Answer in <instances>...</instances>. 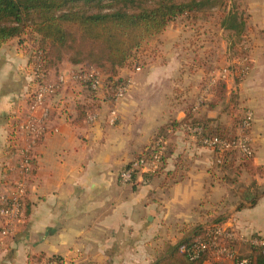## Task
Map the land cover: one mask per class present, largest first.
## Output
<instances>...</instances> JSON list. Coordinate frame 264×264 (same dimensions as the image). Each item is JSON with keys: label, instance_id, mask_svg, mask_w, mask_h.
Returning <instances> with one entry per match:
<instances>
[{"label": "crops", "instance_id": "crops-1", "mask_svg": "<svg viewBox=\"0 0 264 264\" xmlns=\"http://www.w3.org/2000/svg\"><path fill=\"white\" fill-rule=\"evenodd\" d=\"M244 1L255 36L264 39V0ZM154 52L144 51L150 58L139 71L118 69V77L127 76V89L115 104L102 93L97 99L82 96L85 91L70 80L80 66L47 71L49 79L62 75L65 84L47 99L48 115L32 142L19 129L33 87L30 57L17 38L0 46V193H9L18 179L20 151L28 148L31 158L24 211L9 234L0 235V264H36L52 257L64 264H152L164 249L160 243L174 244L192 228L211 224V210L237 232L264 239V174L240 168L228 179L230 171L216 164L212 151L183 127L168 126L180 122L190 105L218 122L219 111L201 106L202 96L198 103L178 100L175 51ZM255 72L239 88L253 112L252 162L264 169V80L255 81ZM200 89L192 85L189 94ZM82 105L88 107L80 119ZM88 112H96L94 122H87ZM164 127L170 151L165 170L147 184L119 185L118 172ZM245 176L253 187L241 181ZM245 248L243 256L250 255Z\"/></svg>", "mask_w": 264, "mask_h": 264}, {"label": "trees", "instance_id": "trees-1", "mask_svg": "<svg viewBox=\"0 0 264 264\" xmlns=\"http://www.w3.org/2000/svg\"><path fill=\"white\" fill-rule=\"evenodd\" d=\"M208 2L212 0H0V46L12 39H21L25 28L31 26L38 36L35 42V52L40 55L38 63L45 71L54 69L55 63L62 60L60 56L52 59L58 55L55 51L61 48L72 51L67 62L73 67L85 66L98 70L95 67L108 66L110 74H106L107 77L103 79V98L108 100L118 87L126 84L125 78L117 76L116 69L127 67L132 54L147 41L160 35L173 19L200 12ZM211 6H215V3H211ZM224 92V82L217 81L209 91L210 99L200 105L208 111L215 110L223 101ZM91 94L93 99H97L95 93ZM87 107H79L80 119L85 118ZM184 112L185 116L180 122L172 121L168 125L171 129L199 126L205 136L227 140L234 138V131H227L216 119L193 111L191 105ZM165 130L166 127L158 132L143 154L150 151L157 137H166ZM169 152L167 146L160 169L154 174H143L144 180L149 183L165 170ZM229 155L222 154L223 170L232 172L241 168L252 175L264 174L262 167L253 165L252 157L240 158L239 165L235 167L233 161H229ZM261 193L264 195V190ZM255 201L253 198L250 204L254 205ZM211 223L221 224L224 220ZM203 236L204 228L196 226L191 237L178 241L171 247L168 256L152 264H203V254L191 259L188 253L179 250L181 245L190 249ZM251 252L249 256L254 264L264 262L258 250L251 249Z\"/></svg>", "mask_w": 264, "mask_h": 264}, {"label": "rangeland", "instance_id": "rangeland-1", "mask_svg": "<svg viewBox=\"0 0 264 264\" xmlns=\"http://www.w3.org/2000/svg\"><path fill=\"white\" fill-rule=\"evenodd\" d=\"M211 3H215V6H211ZM245 4L244 0H212L200 12L173 19L160 35L147 41L140 50L132 54V60H130L127 67L132 70L135 67L146 65L150 57L143 56L144 51L151 50L154 52V50H158L160 53H164V49L175 51V56L179 60L176 59L174 64L180 63L173 90L175 97L178 100L183 99V101L188 98L189 100L194 99V103H198L202 96L203 99L199 101L202 104L206 101V95L209 94L212 87L211 81H215L213 85L217 81L224 82L225 96L217 107L219 121L224 129L235 132L243 111L248 106L251 107L248 96L243 94L239 85H244L246 82L248 85L250 83L249 77L255 69L253 79L255 81L264 80V39L255 36L254 27L250 23ZM18 40L27 49L31 64L34 65L38 57L37 52H35V42L38 40V36L31 30V26L25 28L21 39ZM55 52H58V55L56 54L52 59L55 60L57 56H60L62 60L56 62L54 68L62 64H68V55L72 53L70 49L61 48ZM158 63H165V60L160 59ZM83 68L86 67H79V70ZM95 68L102 72L103 79L110 74L108 66L106 68ZM117 73L118 70L116 69ZM122 77L127 78L126 74ZM73 84L85 91V95L82 94L83 97L90 98L93 96L83 82ZM192 85L197 86L198 89L201 88L200 91L189 94ZM235 85H238L237 90H235ZM183 128L186 130V126ZM251 139L253 146L254 137L251 136ZM229 157L231 159L229 161H233L234 165L240 163L241 157L239 155L232 154ZM218 166L222 167V162ZM230 173L226 174L228 179H230L229 175L234 176V173ZM241 181L250 183L248 176L242 178ZM252 185L253 182L250 183L249 187L254 186ZM211 211L208 221L225 219L222 218L221 214H217V211H215L216 214ZM193 229L183 237L189 236ZM176 243H167V246L160 243L164 249L160 254L155 255L154 261H159L168 256L171 247ZM236 249L240 255L245 254L247 250V248H239V246Z\"/></svg>", "mask_w": 264, "mask_h": 264}, {"label": "built area", "instance_id": "built-area-1", "mask_svg": "<svg viewBox=\"0 0 264 264\" xmlns=\"http://www.w3.org/2000/svg\"><path fill=\"white\" fill-rule=\"evenodd\" d=\"M37 62L32 65L33 87L29 94L30 105L27 119L20 125V132L31 138L33 142L39 134L41 119L47 117L46 108L47 99L52 98L65 84L62 75L49 79L47 71ZM139 71V67H135ZM74 83L83 82L87 88L99 95L104 90L103 77L100 71L94 68H83L76 70L70 76ZM215 81H211L213 85ZM127 84V82H126ZM120 86L112 96L107 100L115 104L126 93L127 85ZM40 114L38 115V113ZM110 123L115 122L114 112ZM96 112H90L86 116L87 122H94ZM253 123V112L247 108L243 111L233 139H219L203 135L199 126H187L186 131L192 139L201 147H204L216 156V164L222 162V154H237L241 158H251L253 156V146L251 139V128ZM168 146V139L164 136L157 137L151 144L150 151L146 154L140 153L139 156L131 159L127 166L123 167L117 174L119 185H136L139 183L147 184L143 174L156 173L162 164V158ZM19 176L15 181L12 190L9 193H0V235L7 236L15 223L21 218L24 211V199L26 196L27 179L31 172V158L29 149L20 151V162L18 165ZM136 175V177H135ZM236 246H244L250 249L258 250L264 257V239L258 234H243L237 232L231 226L225 223L209 224L204 227L203 238L187 249L184 245L179 247L183 253H188L191 259L197 258L203 254L205 260L203 263L221 264L224 261H231L232 264H254L253 259L247 255H240ZM36 264H64L58 257H52L44 262ZM264 264V262L262 263Z\"/></svg>", "mask_w": 264, "mask_h": 264}]
</instances>
